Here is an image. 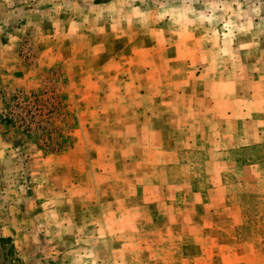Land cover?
I'll use <instances>...</instances> for the list:
<instances>
[{
  "label": "rangeland",
  "instance_id": "1",
  "mask_svg": "<svg viewBox=\"0 0 264 264\" xmlns=\"http://www.w3.org/2000/svg\"><path fill=\"white\" fill-rule=\"evenodd\" d=\"M3 11L0 264H264V0Z\"/></svg>",
  "mask_w": 264,
  "mask_h": 264
},
{
  "label": "crops",
  "instance_id": "2",
  "mask_svg": "<svg viewBox=\"0 0 264 264\" xmlns=\"http://www.w3.org/2000/svg\"><path fill=\"white\" fill-rule=\"evenodd\" d=\"M24 1L25 0H0V8L4 10L3 18H9L13 13H16L19 8L23 7Z\"/></svg>",
  "mask_w": 264,
  "mask_h": 264
}]
</instances>
